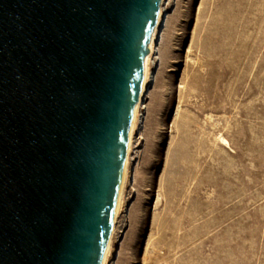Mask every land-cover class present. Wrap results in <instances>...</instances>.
Masks as SVG:
<instances>
[{
  "label": "water",
  "instance_id": "obj_1",
  "mask_svg": "<svg viewBox=\"0 0 264 264\" xmlns=\"http://www.w3.org/2000/svg\"><path fill=\"white\" fill-rule=\"evenodd\" d=\"M190 0H0V264H117Z\"/></svg>",
  "mask_w": 264,
  "mask_h": 264
},
{
  "label": "rangeland",
  "instance_id": "obj_2",
  "mask_svg": "<svg viewBox=\"0 0 264 264\" xmlns=\"http://www.w3.org/2000/svg\"><path fill=\"white\" fill-rule=\"evenodd\" d=\"M117 264H264V0H190Z\"/></svg>",
  "mask_w": 264,
  "mask_h": 264
},
{
  "label": "bare ground",
  "instance_id": "obj_3",
  "mask_svg": "<svg viewBox=\"0 0 264 264\" xmlns=\"http://www.w3.org/2000/svg\"><path fill=\"white\" fill-rule=\"evenodd\" d=\"M223 141H225V139L224 138H221ZM226 142V141H225Z\"/></svg>",
  "mask_w": 264,
  "mask_h": 264
}]
</instances>
